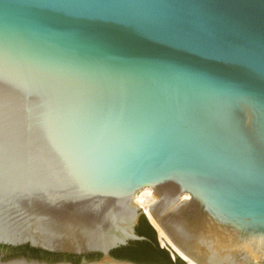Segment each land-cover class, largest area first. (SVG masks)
<instances>
[{
	"label": "water",
	"instance_id": "1",
	"mask_svg": "<svg viewBox=\"0 0 264 264\" xmlns=\"http://www.w3.org/2000/svg\"><path fill=\"white\" fill-rule=\"evenodd\" d=\"M145 188L173 260L264 264V0H0V248L81 258L0 264H143Z\"/></svg>",
	"mask_w": 264,
	"mask_h": 264
},
{
	"label": "trees",
	"instance_id": "2",
	"mask_svg": "<svg viewBox=\"0 0 264 264\" xmlns=\"http://www.w3.org/2000/svg\"><path fill=\"white\" fill-rule=\"evenodd\" d=\"M136 229L140 235L147 236L150 241H132L127 246L113 250L112 254L115 257L143 264H186L179 257L173 260L170 252L166 248L161 247L157 230L144 215L141 216ZM9 249L17 252L30 253L35 257H47L53 261L69 259L75 263H80V257L78 256L52 254L39 249L30 248L29 246ZM88 257L95 258L97 256L90 255Z\"/></svg>",
	"mask_w": 264,
	"mask_h": 264
},
{
	"label": "bare ground",
	"instance_id": "3",
	"mask_svg": "<svg viewBox=\"0 0 264 264\" xmlns=\"http://www.w3.org/2000/svg\"><path fill=\"white\" fill-rule=\"evenodd\" d=\"M136 202L139 206L143 207L145 212L148 214L150 221L152 222V224L157 228L160 237L162 239V243L166 244V242L169 244H171L168 240V238L165 236L164 232L160 229V227L158 226V224L156 223L155 219L150 215L149 212V208L150 205L155 201V197L153 195V192L150 188H145L142 191H140V193H138L136 195ZM163 237V238H162ZM166 241V242H165ZM175 249V247H174ZM177 250V249H175ZM177 252L179 254H181L178 250ZM182 255V254H181ZM183 256V255H182ZM185 258V257H184ZM94 264H108V263H94ZM190 264H193L192 262H190Z\"/></svg>",
	"mask_w": 264,
	"mask_h": 264
},
{
	"label": "flooded vegetation",
	"instance_id": "4",
	"mask_svg": "<svg viewBox=\"0 0 264 264\" xmlns=\"http://www.w3.org/2000/svg\"><path fill=\"white\" fill-rule=\"evenodd\" d=\"M0 254H5L6 256H13V255H23V256H27V257H34V258H39V259H43V260H48V261H53L48 259L47 257H35L34 255H31L30 253H23V252H17V251H13L12 249H6L0 248ZM87 259H90V257H88ZM80 262H81V258H80Z\"/></svg>",
	"mask_w": 264,
	"mask_h": 264
},
{
	"label": "rangeland",
	"instance_id": "5",
	"mask_svg": "<svg viewBox=\"0 0 264 264\" xmlns=\"http://www.w3.org/2000/svg\"><path fill=\"white\" fill-rule=\"evenodd\" d=\"M158 236H159V242H160V245H161L162 247H164V246H165V248H166V247H168V246H167V244H163V243H162V239H161V237H160V234H159V233H158ZM170 254H171V253H170ZM171 256H172V254H171Z\"/></svg>",
	"mask_w": 264,
	"mask_h": 264
}]
</instances>
